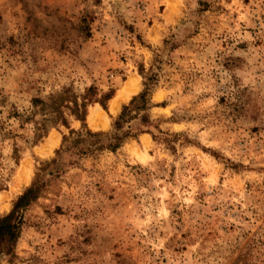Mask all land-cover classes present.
<instances>
[{"label": "rangeland", "instance_id": "1", "mask_svg": "<svg viewBox=\"0 0 264 264\" xmlns=\"http://www.w3.org/2000/svg\"><path fill=\"white\" fill-rule=\"evenodd\" d=\"M149 74V132L39 170L68 129L33 140L32 98L111 90L107 131ZM36 173L0 264H264V0H0V215Z\"/></svg>", "mask_w": 264, "mask_h": 264}, {"label": "trees", "instance_id": "2", "mask_svg": "<svg viewBox=\"0 0 264 264\" xmlns=\"http://www.w3.org/2000/svg\"><path fill=\"white\" fill-rule=\"evenodd\" d=\"M154 79L153 74L144 78L141 89L131 96L127 103L121 105L112 118L111 128L107 131L89 130L85 126L84 116L85 107L90 102H97L102 109H105V102L113 94L111 90L97 95L94 86L89 85L80 94L64 89L47 101L32 98L31 104L38 111L29 112L27 116L30 118L38 114V118L33 120V140L41 138L50 128L57 125H63L68 129L66 134L61 135L60 146L55 150L57 157L44 163L39 170L50 166L47 173L57 171L56 161L61 151L77 156L100 150L114 151L126 139L134 138L140 132H149L148 128L152 124V119L148 111L151 107L150 94L155 84ZM67 116L78 120L80 127L68 128ZM157 132L159 136L151 134L153 140L164 142L163 131L157 128ZM39 178V173H36L31 183L13 200L9 211L0 215V261L5 259L10 262L14 257V246L22 223V211L41 192L43 184Z\"/></svg>", "mask_w": 264, "mask_h": 264}, {"label": "bare ground", "instance_id": "3", "mask_svg": "<svg viewBox=\"0 0 264 264\" xmlns=\"http://www.w3.org/2000/svg\"><path fill=\"white\" fill-rule=\"evenodd\" d=\"M136 83L134 81H129L128 83H126V85L124 86V88L122 89L121 93H119V97L116 100H113L111 103V110L114 111L120 100L126 99L129 97V95L133 92L136 91ZM90 121L92 123L93 126H100V127H104L106 125V117L104 114L102 113H97L96 115H91L90 117ZM55 142L53 139H51L50 145H53ZM23 170V169H22ZM26 176V175H25ZM22 176L19 174L16 177V180L18 183H15L14 186H11V192H14V190L16 188H18V186L20 185L21 182V178ZM19 180V181H18ZM27 180V176L24 177L23 181L25 182ZM14 183V182H13Z\"/></svg>", "mask_w": 264, "mask_h": 264}]
</instances>
